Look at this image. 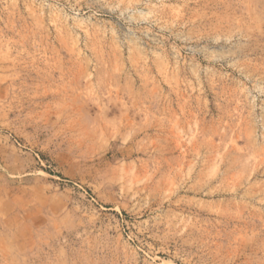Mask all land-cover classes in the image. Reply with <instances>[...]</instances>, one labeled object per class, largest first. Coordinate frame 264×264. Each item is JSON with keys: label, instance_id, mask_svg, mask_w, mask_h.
<instances>
[{"label": "rangeland", "instance_id": "374dc122", "mask_svg": "<svg viewBox=\"0 0 264 264\" xmlns=\"http://www.w3.org/2000/svg\"><path fill=\"white\" fill-rule=\"evenodd\" d=\"M0 264H264V0H0Z\"/></svg>", "mask_w": 264, "mask_h": 264}]
</instances>
